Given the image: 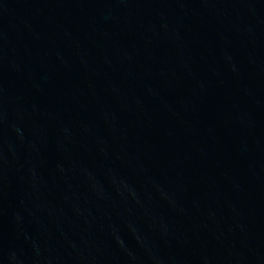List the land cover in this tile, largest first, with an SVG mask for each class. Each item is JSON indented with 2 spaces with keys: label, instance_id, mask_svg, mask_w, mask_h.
<instances>
[{
  "label": "water",
  "instance_id": "95a60500",
  "mask_svg": "<svg viewBox=\"0 0 264 264\" xmlns=\"http://www.w3.org/2000/svg\"><path fill=\"white\" fill-rule=\"evenodd\" d=\"M0 264H264V0H0Z\"/></svg>",
  "mask_w": 264,
  "mask_h": 264
}]
</instances>
